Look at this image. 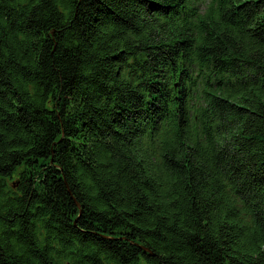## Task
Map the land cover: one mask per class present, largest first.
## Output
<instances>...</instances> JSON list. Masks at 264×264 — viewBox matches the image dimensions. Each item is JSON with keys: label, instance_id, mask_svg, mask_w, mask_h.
I'll list each match as a JSON object with an SVG mask.
<instances>
[{"label": "trees", "instance_id": "16d2710c", "mask_svg": "<svg viewBox=\"0 0 264 264\" xmlns=\"http://www.w3.org/2000/svg\"><path fill=\"white\" fill-rule=\"evenodd\" d=\"M0 0V264H264V0Z\"/></svg>", "mask_w": 264, "mask_h": 264}, {"label": "rangeland", "instance_id": "374dc122", "mask_svg": "<svg viewBox=\"0 0 264 264\" xmlns=\"http://www.w3.org/2000/svg\"><path fill=\"white\" fill-rule=\"evenodd\" d=\"M206 1H207V0L200 1L199 4H201V5H205Z\"/></svg>", "mask_w": 264, "mask_h": 264}]
</instances>
